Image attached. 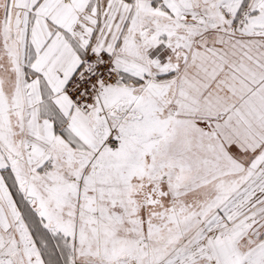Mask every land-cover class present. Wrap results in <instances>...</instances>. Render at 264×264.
I'll use <instances>...</instances> for the list:
<instances>
[{
	"label": "snow or ice",
	"instance_id": "snow-or-ice-1",
	"mask_svg": "<svg viewBox=\"0 0 264 264\" xmlns=\"http://www.w3.org/2000/svg\"><path fill=\"white\" fill-rule=\"evenodd\" d=\"M0 264H264V0H0Z\"/></svg>",
	"mask_w": 264,
	"mask_h": 264
}]
</instances>
